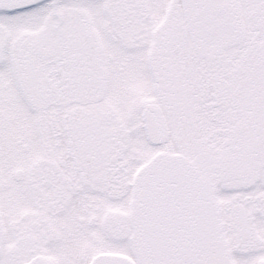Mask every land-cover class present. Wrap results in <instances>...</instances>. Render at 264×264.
Wrapping results in <instances>:
<instances>
[{
  "label": "snow or ice",
  "instance_id": "obj_1",
  "mask_svg": "<svg viewBox=\"0 0 264 264\" xmlns=\"http://www.w3.org/2000/svg\"><path fill=\"white\" fill-rule=\"evenodd\" d=\"M0 264H264V0H0Z\"/></svg>",
  "mask_w": 264,
  "mask_h": 264
}]
</instances>
